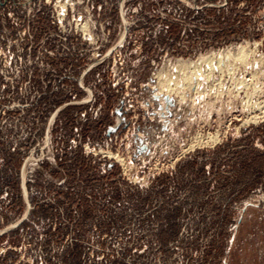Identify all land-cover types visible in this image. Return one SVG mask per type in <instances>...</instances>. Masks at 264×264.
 Here are the masks:
<instances>
[{
  "label": "rangeland",
  "instance_id": "obj_1",
  "mask_svg": "<svg viewBox=\"0 0 264 264\" xmlns=\"http://www.w3.org/2000/svg\"><path fill=\"white\" fill-rule=\"evenodd\" d=\"M0 264H264V0H0Z\"/></svg>",
  "mask_w": 264,
  "mask_h": 264
},
{
  "label": "bare ground",
  "instance_id": "obj_2",
  "mask_svg": "<svg viewBox=\"0 0 264 264\" xmlns=\"http://www.w3.org/2000/svg\"><path fill=\"white\" fill-rule=\"evenodd\" d=\"M185 75V74H184ZM167 82V81H166ZM159 84H160V82H159ZM163 84V83H162ZM171 84V83H170ZM167 86V85H166ZM165 88V87H164ZM166 88H168V87H166ZM177 88H178V86H177ZM163 89V88H162ZM172 89V88H171ZM175 89V88H174ZM164 90V89H163ZM169 90V89H168ZM177 90V89H176ZM166 91V90H165Z\"/></svg>",
  "mask_w": 264,
  "mask_h": 264
}]
</instances>
